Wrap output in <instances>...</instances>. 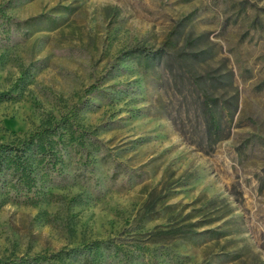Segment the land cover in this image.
<instances>
[{"label":"rangeland","instance_id":"obj_1","mask_svg":"<svg viewBox=\"0 0 264 264\" xmlns=\"http://www.w3.org/2000/svg\"><path fill=\"white\" fill-rule=\"evenodd\" d=\"M52 127L0 264H264V0H0V145Z\"/></svg>","mask_w":264,"mask_h":264},{"label":"trees","instance_id":"obj_2","mask_svg":"<svg viewBox=\"0 0 264 264\" xmlns=\"http://www.w3.org/2000/svg\"><path fill=\"white\" fill-rule=\"evenodd\" d=\"M138 51L135 52H144L146 58L150 59V54L154 59V53L152 51L145 50L143 48L137 49ZM157 53L160 52L159 50L156 51ZM200 78V77H198ZM233 71L230 69H226L223 71V75L221 79L225 80H218V83H225L228 84L233 83ZM201 85V83H200ZM203 87H199L201 90ZM202 92V90L200 91ZM202 102L201 107L202 111L206 116L205 120V133L207 142L210 146H213L219 142H222L227 139L228 136H222L223 133V126L220 123V120L214 119L212 116V108L218 106V99L214 96H211L207 90L202 92ZM231 108L228 106L227 101L224 100L221 104L220 111L223 114L224 109L228 106L230 109V117L232 119L235 112L238 110V94H236ZM54 136V127L50 128H43L33 134H30L26 139L19 143L18 146H4L0 145V170L2 167L6 169L8 172V187L17 190L18 194L15 196L16 199H21L23 192H30L31 189V163L29 157L26 155L28 151L31 152V157L37 160L38 164H43L44 167H49L51 160L48 157L50 155L49 151L47 150L46 146L43 144L44 141ZM6 147V149H5ZM3 163H6L3 165ZM40 259L39 256H35L33 258H29V264H39L38 260ZM45 260V259H43Z\"/></svg>","mask_w":264,"mask_h":264}]
</instances>
